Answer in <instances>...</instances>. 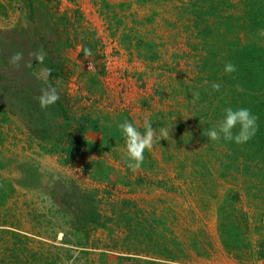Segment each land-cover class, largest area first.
Listing matches in <instances>:
<instances>
[{"label": "rangeland", "instance_id": "obj_1", "mask_svg": "<svg viewBox=\"0 0 264 264\" xmlns=\"http://www.w3.org/2000/svg\"><path fill=\"white\" fill-rule=\"evenodd\" d=\"M248 1L0 0V264H168L171 255L190 258L184 251L193 247L207 264H264V192L239 175L264 164L250 146L201 134L240 97L211 89L228 75L229 44L214 40L227 15L226 39L238 35L237 48L252 43L264 63V0ZM252 1L257 22L245 14ZM125 33L131 39L123 41ZM137 38L156 46L130 44ZM49 87L60 98L41 109L37 97ZM126 122L169 133L145 150L136 171L124 154ZM69 136L90 145L69 154ZM237 190L240 205L231 202ZM219 213L239 230L233 238L219 230ZM152 218L160 242L121 239L147 232L140 223ZM152 249L169 261L149 262Z\"/></svg>", "mask_w": 264, "mask_h": 264}, {"label": "trees", "instance_id": "obj_2", "mask_svg": "<svg viewBox=\"0 0 264 264\" xmlns=\"http://www.w3.org/2000/svg\"><path fill=\"white\" fill-rule=\"evenodd\" d=\"M248 3H250V0L248 1ZM121 5H123V4L121 3ZM30 7H32V6H30ZM246 11H247V13H245V14H247V19H251V20H253V22L258 21V20L254 21L256 14L260 12V6H259V4L256 3V1L251 2L250 13H249V9H247ZM232 16H233L232 14L227 15L223 19L222 23L225 26V32L219 33L221 36V38H219L220 40L218 38L214 39L216 42H222V44L225 43L226 46H228V44H229V47L228 48L226 47L227 59L229 62L233 63L237 69V71L232 73V74L223 75L224 81L221 84V88H223L225 86V90L227 92L228 91L233 92V90H236L237 84H239L243 87V89H244L243 92H237L240 95L239 99H237L234 96L231 98V100L228 99L227 100V107H232L233 109H236V108H248V109H250L251 112L257 117V131H256L255 135L247 142L248 145L246 143L240 144V145L236 144V148L239 147V148L245 149L246 147L248 148L250 146L252 159L256 158V160L258 159L260 164H264V74L258 75V72L260 73V70L264 71V63H263V65L261 64V61L259 59L261 54H260V52H257L254 49L255 45H252V43H250L251 45H247V43H245L241 47L237 48L232 43L235 42L236 40H238V35L235 36L231 40L226 39V34L233 32V31H231V29L233 27L232 18H231ZM240 26H241V24H240ZM209 27L208 26L206 27L204 25L203 32H205V30L208 29ZM238 27H239V25H238ZM212 29H214V28H212ZM127 30H131V29L129 28ZM131 36H132L131 33H125V35L123 34L121 36V39L123 41H124V39H126V41H127V39H131ZM210 37H211V35H210ZM139 39L140 38H137L133 41L131 40L130 44L134 43L135 44L134 46L138 48V46H141V44L144 43L145 45H147V47L149 49H151V47H153V46L154 47L156 46L155 42H151L149 40H142L141 41ZM134 46H132V48H134ZM257 49H260V48H257ZM146 50H147V48H146ZM138 56L139 57L142 56L146 59L152 57V55H148V53H145V52H143V53L139 52ZM210 62H211L210 63L211 65H214V61L210 60ZM51 68H53V66H51ZM220 101L222 102L223 105H225V103L223 102V99H221ZM56 103H58V102L56 101ZM54 105H56V104H54ZM29 110H30V108L28 107L26 112H29ZM233 132L235 133L234 130H233ZM220 140L226 141L222 138ZM228 142L229 141H226V143H228ZM230 143L234 144V142H231V141H230ZM86 145L89 146L90 142L83 139V138H75V137L69 136V148L67 150V153L72 154V155L75 153L80 154L79 152L81 150V147L86 146ZM55 149L57 150L56 147H54V150ZM48 150H51V149L48 148ZM242 151H243V155H244L245 150H242ZM235 152L238 153V150H235ZM245 157H247L246 154H245ZM97 160H100V159H97ZM239 175L240 176L243 175L244 178L247 177V180H250L251 178H253L255 180V182L252 183L251 185L259 188L261 190V192H264V165H261L259 167H255V170L252 171V173L247 172V170L245 169V171L239 173ZM248 183H249V181H248ZM247 190H250V188H248ZM242 191H244V189H242ZM244 192L246 193V191H244ZM260 195L264 196V194H262V193H260ZM231 202L232 203L234 202L235 204H238V205H240L242 203V196L238 190L234 193V199H231ZM230 206H231V204H230ZM231 208L233 209L234 207H231ZM226 214L229 215V212H227ZM142 221H143V219H142ZM142 221L140 223L141 228H143L145 230L146 225L145 224L143 225ZM129 225H130V223H129ZM148 228H150L151 230L153 229V227H151V226H148ZM7 230H9V229L3 228L2 231H7ZM219 230L223 231V233L225 235L227 234L226 238L227 237L233 238V236H236L233 233V231H237L238 229L235 225H233V223L229 219H227L223 214L219 213ZM225 231H229V233H226ZM150 232L152 233V236H151ZM157 233L158 232H156V231L143 232V231H136V230L132 231L131 230L130 232L127 231V233L125 235L126 237H123V238L121 237V239L122 240L126 239V241H128V239H131L130 237H132L134 241H137L138 243H140L142 241V237L144 236V238L148 239L149 243H150L152 240V237L157 236V238H155V239H157V242H160L161 241V235H158ZM22 234H23L22 235L23 238L32 237L26 231H24ZM11 235L16 236L17 232L15 233V231H12ZM157 242L154 241V243L156 245H158ZM232 242L235 243L234 241H232ZM152 252H153L152 253L153 255H156L154 257L168 258L166 256H162V253H160L159 256L157 254H155V253L160 252L158 249H156V250L152 249ZM136 253L137 252H135V254L133 255L134 258H139L138 253L137 254ZM149 253H151V252H149ZM101 256L104 257V256H108V255L104 254V251H103L101 253ZM130 256H132V254L127 255V257H130ZM169 258L172 260H175L174 255L169 256ZM12 259H13V257H12ZM148 260H150L149 262H155V260H153V259H148ZM17 262H18V259L15 258L14 264H18ZM24 264H27V263H24ZM168 264H179V263L171 262Z\"/></svg>", "mask_w": 264, "mask_h": 264}, {"label": "clouds", "instance_id": "obj_3", "mask_svg": "<svg viewBox=\"0 0 264 264\" xmlns=\"http://www.w3.org/2000/svg\"><path fill=\"white\" fill-rule=\"evenodd\" d=\"M86 56H91V49H84ZM34 59L43 63L44 54L42 52L33 53ZM21 54L17 53L11 59L13 63H18L21 59ZM51 69H43L42 75L47 76L51 74ZM236 66L229 62L224 67L226 74H232L236 72ZM208 81H204L207 84ZM221 84L213 82L211 84L212 91L219 92ZM237 92H243L244 89L241 85H236ZM59 94L55 88H47L41 90V95L37 97L39 106L41 109H45L50 105L56 103L59 100ZM195 98H199V94H195ZM239 125V130L233 132ZM122 135L125 138L124 154L128 160V168L132 171H136L140 168L144 160L145 150H151L155 142H159L161 139L167 140L169 133L167 129H160L159 135L155 129L152 128L150 123H145L144 132L141 133L137 127L131 122L121 123L119 125ZM257 131V117L248 108H236L228 107L224 109V117L220 120L216 127L205 129L202 131V135L212 141H218L221 138L226 141L234 142L235 144L247 143Z\"/></svg>", "mask_w": 264, "mask_h": 264}, {"label": "crops", "instance_id": "obj_4", "mask_svg": "<svg viewBox=\"0 0 264 264\" xmlns=\"http://www.w3.org/2000/svg\"><path fill=\"white\" fill-rule=\"evenodd\" d=\"M174 222H176V220H174ZM158 223L159 222H155L154 221V218H152L151 220H150V222H149V224L148 225H146V230L145 231H156V232H158V231H163V230H161L160 229V227H158ZM176 224V226H179V224H178V222H176L175 223ZM163 225V222H162V218H161V226ZM148 226H151V227H153V229L151 230L150 228H148ZM190 231V230H189ZM192 231H194V230H192ZM210 231H212V229L210 230ZM159 233V232H158ZM189 236V235H188ZM188 242H190V243H194V242H196L195 241V236H193V235H190L189 237H188ZM186 246V245H185ZM199 250H198V247H193V248H187V250H185L184 252H186V253H193L192 255H191V257L190 258H182V257H180V256H178V255H174L175 256V260H172L171 259V261L172 262H175V263H179V264H207V262L205 261V260H207V259H205V258H203V257H201V254L202 253H199L198 252ZM203 252V251H202ZM154 256H156V255H153V254H147L145 257L146 258H148V259H153V260H162V261H169V260H165L164 258H161V257H154ZM177 259L179 260V261H177ZM205 262V263H204Z\"/></svg>", "mask_w": 264, "mask_h": 264}]
</instances>
